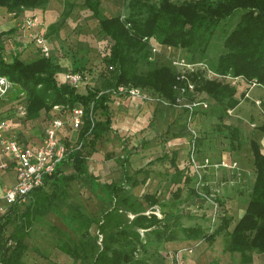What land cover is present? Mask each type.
<instances>
[{"label": "trees", "instance_id": "obj_1", "mask_svg": "<svg viewBox=\"0 0 264 264\" xmlns=\"http://www.w3.org/2000/svg\"><path fill=\"white\" fill-rule=\"evenodd\" d=\"M48 2L0 0V7L17 12L45 9ZM86 4L97 16L99 0H86ZM127 7V17L99 21L100 32L112 41L110 55L105 61L106 72L112 71L113 78L107 81L104 89L90 88L85 93L66 82L60 83L57 67L42 55L27 62L20 58L19 52L11 61L7 60L4 42L15 29L0 33V78L11 83L17 97L23 94L26 121H43L46 128L42 140L55 119L63 120L55 118L56 107L67 111L72 122L67 126L63 120L64 125L57 135L60 143L72 147V152L58 164L54 175L47 177L44 185L29 195V202L15 205L0 217V264H27L25 254L29 250L39 252L30 243L32 227L50 213L76 234L73 237L67 230L53 226L60 229L56 248L67 255L72 264H150V254L153 256L169 242L201 240L213 245L220 236H224V251L239 254L241 264H253L254 254L264 264V151L259 140L249 142L256 178L246 211L233 228L234 219L223 207L218 226L213 231L201 224L185 226L183 219L194 220V216L183 207L180 187L168 201H161L153 193L137 195L135 190L146 183L149 171L143 167L130 172L129 160L136 149L124 148L120 158L122 180L119 182H102L88 169L89 159L97 152L99 142L114 131L110 102L121 97L114 94L120 85L152 90L169 105L176 104L178 81L173 68L161 66L143 74L138 72L140 60L149 63L145 38L155 39L163 46L184 49L193 56L199 55L202 60L208 58L209 51L218 42L221 53L210 69L217 79L209 81L207 72L201 68L190 77L198 92L225 103L224 111L234 109L239 101L235 97L236 87L225 84L223 77L243 78L264 88V0H127ZM50 28L54 30L56 25ZM76 110H82L77 129L72 120ZM206 110L197 109L194 117ZM220 119L224 116L220 115ZM73 128L79 134L75 143L69 140ZM62 129L67 132L64 141L59 137ZM259 132L264 134V124L259 127ZM17 137L27 147L38 146L24 141L19 134ZM229 139L234 151L242 150L246 145L240 139L238 127L231 128ZM199 143L198 137L197 147ZM165 161L174 171L171 180L174 185L191 182L192 179L185 177L179 169L177 153L159 157L147 166ZM67 169L69 173L65 172ZM142 174L146 175L144 179L139 178ZM78 179L84 181L103 203L99 219L86 214L82 206L67 202V188ZM51 181L57 191L48 194L43 188ZM191 193L195 197L192 208L207 204L196 189ZM204 193L210 195L208 190ZM218 202L221 206L224 204ZM157 208L160 216L155 213ZM11 224L13 231L6 238V228ZM93 227H96L95 232H92Z\"/></svg>", "mask_w": 264, "mask_h": 264}, {"label": "rangeland", "instance_id": "obj_2", "mask_svg": "<svg viewBox=\"0 0 264 264\" xmlns=\"http://www.w3.org/2000/svg\"><path fill=\"white\" fill-rule=\"evenodd\" d=\"M121 1L117 15L125 18L129 14L127 0ZM174 1L182 2L184 0ZM66 10L68 11L70 8L67 6ZM67 18L65 14L61 15L57 22L59 28L53 35L47 36L49 28L41 27V20L39 26L41 29L37 28L39 33H45L47 43L51 45L53 52L51 60L60 74L58 75V81L64 83L63 75L69 71H74L79 72L83 77L82 85L78 89L80 92L85 93L90 88L104 89L107 81L113 78V73L112 71L106 72L107 64L105 60L110 55L112 41L100 32L99 21L102 17L94 16L86 8L84 0H81L71 10L70 17ZM147 45L149 63L140 60L138 64V72L140 74L148 72L151 68H159L161 66L172 68L173 60L185 61L190 64L206 63L209 69H213V63L216 62L221 53V46L218 42L213 45L209 51L208 58L204 60L199 55L193 56L184 49L160 45L155 39L149 40ZM36 47L37 45L34 42L30 43V52L25 53L26 55L24 54V61H31L38 55ZM11 52L10 50L6 53L10 58L12 57ZM106 74L107 76H105ZM216 79L213 77L209 81ZM225 84L230 87H236L237 94L235 97L239 104L234 109L224 111L225 103H218L206 93L197 91L195 95L190 94L189 97L205 101L209 108L206 111H200L194 120H189L187 112L182 107L169 105L168 101L152 90L140 88L150 96L148 100H140V104L144 106L143 111L139 110L140 115H136L134 111L132 114L129 113L131 108L133 110L138 108L135 104L128 103L125 100L122 101L120 97L111 100L110 108H112L111 112L115 125H117L119 115L126 114L125 120L129 122L133 120L138 128L134 131L127 126L128 132L122 130L120 132L121 135L118 134V130L107 133L97 145V152L89 159L88 169L90 173L97 176L102 182L116 179L117 182L121 181L123 167L120 158L124 153V148L128 150L136 149L137 151L129 160L130 172L133 173L143 167L149 171L146 183L135 190L137 195L153 193L161 201H168L173 197L177 188L180 187L182 190L181 199L184 200L183 207L190 211L191 216H194V220H189L187 217L184 218L183 224L185 226L201 224L208 231H211V221L207 217L211 211L210 204L192 208L195 197L192 196L191 190L196 189L202 193L208 190L213 199H218L224 203L221 207L225 208L227 213L233 217L234 225L249 204L256 178L253 154L249 142L252 139L262 142V139H264V134L259 132V127L264 124V88L248 83L243 78L239 80L232 78L226 80ZM248 87L260 88H256V91H251L253 88L250 89ZM12 88L10 87L9 90ZM13 93L14 90L8 93V97L0 99V121L3 120L7 123V129L11 133H24L28 137L29 135L31 137L37 135L38 139L42 138L46 126L42 123L34 126L26 119H23L20 115L19 106L24 104V98L22 97L23 102L14 103L12 102ZM151 105H154V108L153 111L149 112L146 107L148 108ZM162 109H166L163 113L170 112L171 114L168 122H165L163 113L161 114ZM54 112L55 114L57 113L55 118L61 117L65 121V125H72L67 111L54 109ZM159 114L161 115L158 116ZM220 115L224 116V119H220ZM177 123L180 130L175 133L174 131L177 129L174 130L173 125L175 124L176 127ZM229 126L231 128L238 127L240 129V139L246 143L242 148L244 151L241 156L238 151L231 149L229 139L231 128H228ZM189 127L197 132L200 141L195 154L198 165L201 166L204 164L205 159H210L213 164H218L225 160L229 165L237 163V167L233 169L215 168L213 166L195 167L190 160L187 144L185 146L177 141L178 139H184L180 137L185 134H188L185 137L188 140L190 139ZM66 135L67 132L62 129L59 137L64 141ZM174 140L176 141L175 144H171ZM29 141L32 140L30 139ZM175 153L178 154L179 169L184 173L185 177L192 179L189 184L184 182L181 185H174L171 181L174 171L166 161L147 166L150 161L164 155L173 156ZM65 172L69 173L70 170L67 169ZM145 177V174L139 176L140 179ZM49 183V185H45L43 191L45 190L48 194L57 191V188H53L52 181ZM67 190L68 203L80 205L86 214L97 219L100 218L103 203L84 181L78 179L70 184ZM29 200L30 198L27 202ZM24 206L21 209H24ZM64 210L66 211V209ZM53 226L67 230L71 236L76 237L75 232L68 230L55 214H48L32 227L30 243L31 246L37 247L39 252L29 250L24 257L27 264H72V260L56 248L55 240L60 236V229ZM12 231L13 225L11 224L6 228V238ZM95 231L96 227H93L92 232ZM216 241H218V245H223L224 236H220ZM180 251H182L183 264H187V262L189 264L190 261L194 262L191 248H182L175 251H167L163 248L153 256L150 254V264H174L171 258ZM236 258L239 259V256H236ZM254 259L256 264L259 263L257 261L261 260L257 254H254Z\"/></svg>", "mask_w": 264, "mask_h": 264}, {"label": "built area", "instance_id": "obj_3", "mask_svg": "<svg viewBox=\"0 0 264 264\" xmlns=\"http://www.w3.org/2000/svg\"><path fill=\"white\" fill-rule=\"evenodd\" d=\"M40 26V19L33 11H26L22 20L20 30L22 37L25 39L24 43L34 42L39 48L43 57L49 58L51 55V49L45 38V33H39L37 28ZM149 41L151 39H144ZM172 68L176 74L178 84L175 86L177 92V99L175 106L182 107L187 113L189 120H194V114L197 109H208L209 106L205 101L196 100L190 98L189 95H195L196 84L190 78V75L196 73L199 68L207 72L209 79L217 77L207 65L203 63L190 64L185 61H172ZM109 69H112L110 67ZM222 78V77H220ZM232 77H223V80H229ZM241 78H235L239 80ZM66 83L75 88H79L82 85L83 77L79 72L69 71L65 74ZM11 83L5 79L0 78V98L5 96ZM115 96L128 97L131 99L148 100V96L144 90L133 86L120 85L114 92ZM20 115L24 117L26 115L25 106H20ZM82 115V110H76L74 112L73 124L74 128H79ZM64 123L61 119H55L52 125L46 130L45 136L41 144L37 147H27L20 143L17 134L11 133L7 130V123L0 121V172H6L9 170L15 171L16 183L11 187L0 188V217L6 215L12 207L15 205H23L27 203L29 195L35 190L44 185L45 179L54 175L59 163L66 159V157L72 152V147L58 141V131L63 127ZM190 139L187 141V146L190 153V160L194 166L208 167L213 166L215 168H227L233 169L237 167V163L229 165L223 160L221 163L213 164L210 159H205L203 165H198L195 158L197 152V138L198 134L195 130L189 127ZM200 196L207 200V204H210L211 211L208 215L209 221H211V231L215 229L220 220L222 214V207L217 201L213 199L211 195H206L204 192H200ZM155 213L160 216V209L157 208ZM12 243L9 242V245ZM174 264H183L182 251L172 256Z\"/></svg>", "mask_w": 264, "mask_h": 264}, {"label": "crops", "instance_id": "obj_4", "mask_svg": "<svg viewBox=\"0 0 264 264\" xmlns=\"http://www.w3.org/2000/svg\"><path fill=\"white\" fill-rule=\"evenodd\" d=\"M79 1H81V0H49L48 5H47V7L45 9H36V10L22 9V10L17 11V12H10L7 8L0 7V33L1 32H8L10 30H14L15 29V32L8 37L9 40L4 42L5 58L7 60L10 59L9 61H11L13 56L20 52L19 53L20 54V58L22 60H24L23 59L24 54L27 53V52H30V50H29L30 43L27 44V42H25V43L23 42L24 38L22 37V32L20 30V26H21V23H22L21 20H22V17H24L26 11L35 12L37 14V16L39 17V19L41 20V27L43 26L44 28H49V35H53L55 32H57V30L59 28L57 22H58V19L61 17V15L65 14L66 17L69 18L71 10H73L75 8L76 4H78ZM121 2H122L121 0H99L98 15L97 16L102 17L101 20L110 19V18H113V17H116V16H120V15H117V12H118V10L120 8ZM84 4H85L86 8L90 12H92V9H90L87 6L86 0H84ZM67 6L70 8V10H68V11L66 10L65 11ZM92 14H93V12H92ZM114 15H116V16H114ZM52 25H56V29L52 30L50 28ZM41 27H39V29H41ZM49 46H50V49H51V55H50L49 59H51L52 56H53V52H52V48H51L50 44H49ZM36 48L38 50V52H37L38 55H41L39 48L38 47H36ZM10 50L12 51L11 52V55H12L11 58H10V56L8 54H6ZM58 77L59 76H57V79H58ZM63 80H64V82H66L65 81V75H63ZM10 87H13V86L10 85ZM248 88H250V89L253 88L251 91H253V90L256 91L257 90L256 88H260V87H256V88L248 87ZM12 90H14V93L12 94V102H14V103L16 102V103L19 104L23 100V98H22L23 94L19 95V97H17V95L15 94V88L14 87L11 90H9L8 93H11ZM8 93L5 96L1 97L0 99H2V98L4 99V98L8 97V95H9ZM114 99L115 98H113L112 100H114ZM121 99H122V101L125 100L128 103L135 104L136 107H138L137 109H134V110L131 108L129 110L130 114H132L133 111H134L136 113V115H140V111L141 110L143 111L144 106H142L140 104V100L131 99V98H128V97H120V100ZM20 106H26V105L22 104ZM153 106L151 105L148 108L146 107V109H148L149 112L151 110L153 111V108H154ZM59 109L60 108H58V107L55 108V110H59ZM110 109L112 111V108H110ZM165 111H166V109H162L161 110V114L163 112H165ZM58 112H60V111H58ZM53 113H54V115L57 114V113L55 114L54 111H53ZM161 114H159L158 116H160ZM125 116H126V114L119 115V118L117 119V125H115L114 118L112 117L113 129H114V131L118 130V134H120V135H121L120 132H122V130L124 132H128L127 129H126L127 126L131 127L134 131H136L137 128H138L137 124L133 120H132V122H131V120H130V122L128 120H125V118H124ZM170 116H171L170 112L163 113V118H165V122H168ZM26 118H27V113L23 117V119H26ZM28 122L32 123L34 126H37L38 124H41V123L44 124L42 120H35V121H28ZM173 127H174V130L177 129L176 131H174L175 133L179 132L178 130H180V129L178 128L179 127L178 123H177L176 127H175V124L173 125ZM182 132H186V131H182ZM18 134L21 137V139H23L24 141H27L29 143L30 142L31 143H35L36 146L37 145L39 146L41 144V142H42L41 141L42 138L38 139L37 135H34L35 137H31L29 135V137H28L24 133H21V134L18 133ZM78 135H79L78 131L73 129L69 133V140L71 142H73V143L77 142ZM185 135L180 137V138H184V139H182V140L178 139L177 140V141H179V143L180 142L183 143V145L187 144V141H188V139H187V137H185ZM171 137H173V136H171ZM30 139L32 141H29ZM175 142L176 141L174 140V141L171 142V144H175ZM261 144H262V148H263V151H264V139H262ZM237 151L239 152V154L241 156V154L243 153L244 150L242 149V150H237ZM114 181H117V179L114 180ZM108 182H112V181H108ZM254 182H255V180H254ZM15 183H16L15 171L9 170V171L1 173V176H0V188L6 187V186L7 187H11ZM245 211H246V209L244 210L243 214L245 213ZM243 214H242V216H243ZM203 242H205V241H203ZM203 242L201 240H199V241L169 242V243H167L164 246V249H166L167 251H171V250L175 251V250H180L182 248H191L192 249L191 255L193 254L192 260H194V262L190 261L189 264H241L240 255L237 254V253L236 254H232V253H229V252H225L224 251V244L221 245L222 246L221 247L220 245H218V243H217L218 241H215L213 245H210L207 242H205V243H203ZM236 256H239V259H237ZM257 262H259L257 264H261V260L257 261ZM187 264H188V262H187ZM253 264H256V260L255 259H254Z\"/></svg>", "mask_w": 264, "mask_h": 264}]
</instances>
